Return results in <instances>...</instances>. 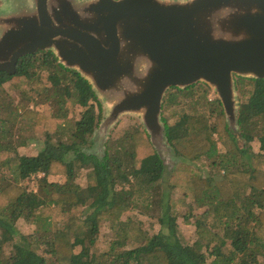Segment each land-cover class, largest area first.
Returning <instances> with one entry per match:
<instances>
[{
	"label": "trees",
	"instance_id": "16d2710c",
	"mask_svg": "<svg viewBox=\"0 0 264 264\" xmlns=\"http://www.w3.org/2000/svg\"><path fill=\"white\" fill-rule=\"evenodd\" d=\"M6 85L22 101L49 106L0 105V264H264V79L235 80L237 129L222 109L164 122L166 144L183 160L168 179L163 157L138 128L108 140L101 158L83 152L101 124L100 103L90 83L51 51L21 57L12 74L0 72V98ZM173 90L170 107L195 96L193 85ZM74 109L80 118L69 134L65 122ZM19 119L31 135L17 147L44 138L34 156H21L13 132L1 126ZM59 133L68 139L55 141ZM137 206L156 220L157 233L133 215L123 219ZM180 207L194 227L191 243L178 234ZM19 220L34 233H18ZM102 228L110 240L99 255L92 248Z\"/></svg>",
	"mask_w": 264,
	"mask_h": 264
},
{
	"label": "water",
	"instance_id": "95a60500",
	"mask_svg": "<svg viewBox=\"0 0 264 264\" xmlns=\"http://www.w3.org/2000/svg\"><path fill=\"white\" fill-rule=\"evenodd\" d=\"M1 50L8 74L21 57L51 51L110 105L106 128L141 114L154 143L165 93L203 82L235 129V80L264 79V0H30L20 31H0Z\"/></svg>",
	"mask_w": 264,
	"mask_h": 264
},
{
	"label": "rangeland",
	"instance_id": "374dc122",
	"mask_svg": "<svg viewBox=\"0 0 264 264\" xmlns=\"http://www.w3.org/2000/svg\"><path fill=\"white\" fill-rule=\"evenodd\" d=\"M30 5V0H0V31L4 30L6 28H17V32L20 31V27L22 26V21L26 17V11L27 8ZM96 34L100 33V27L94 29ZM19 37H22V35H19ZM5 57V63L7 69H11V62H9L8 54L4 50L0 51V58ZM209 90H206V89ZM5 94L1 95L0 98V105L2 104H8L11 106V109H17L18 105L22 103L23 106H28L30 109H35L36 111H44L49 105L48 104H37L34 105L33 103H27L26 99L22 101L20 94L10 90L9 85H6L4 90ZM195 91L194 98L187 99L184 101H179V104L177 106H169L168 105V97L175 92L173 88L169 89L164 97L160 112V119L159 123L162 127H164V122H166L167 125H172L179 123V118L182 115L195 112H201V113H208L207 109H222V105L216 95V93L213 91L212 88H210L207 84L203 82H198L193 85V92ZM205 91V99H202V93ZM7 94V95H6ZM238 91L235 89V99H236V114L238 110V105L240 103ZM101 107V113H102V121L105 120V118L108 116V112L110 110L109 106L106 102H104L102 99H98ZM219 102V103H218ZM219 105V106H218ZM20 111H22V108H18ZM53 109V108H52ZM54 110V109H53ZM225 115V114H224ZM3 116H6V113L3 111ZM80 118L79 112L77 109H74L73 112L69 113L65 126L68 129V133L70 134L74 128V123ZM214 115L211 118V121H213ZM226 124L228 125L227 118L225 116ZM4 126L5 129H11L13 132V137L11 138V144H13L17 149L18 153L21 156H34L36 155L37 151L39 150V147L41 146L44 138L39 137V134L37 133L38 141L33 142L34 144H30L27 147H17L18 144L21 143L24 136H30L31 134L27 131V126H25V122H22V120H18L17 123L12 122L11 120ZM229 127V125H228ZM138 128L140 131H144L148 134L149 133L144 125L143 118L141 114L136 113H124L121 114L116 121L113 122V124L106 128L104 124H100L99 127L95 130L94 134L91 136L89 140V146L84 148L83 152L86 154H92L96 157L101 158L105 152V145L107 144L108 140H117L121 137H123L126 133H133L134 129ZM231 128V127H229ZM232 129V128H231ZM237 129V128H236ZM20 131V132H19ZM68 134L62 135L59 133L56 137H54V140L57 141L59 139L66 140L68 139ZM150 137V136H149ZM156 142L153 143V145L157 148L159 154L164 159V163L166 165L164 177L166 179L169 178L170 173L173 169L177 167V165L181 164L183 160L179 159L178 157H175L173 155V152L171 148L166 144L165 137L163 135L159 134L156 136ZM114 142V141H113ZM252 148L254 151H257L258 149V143L254 142L252 143ZM219 149L222 148L219 146ZM196 167L198 168L200 166L199 163H195ZM208 171V168L204 169V173ZM59 182V181H58ZM81 184V182H79ZM178 191L175 192L174 197H180L181 194L178 195ZM173 197V198H174ZM179 216L176 219L177 223V229L178 234L183 243H191L194 239V227L191 224H187L185 222V218L183 216V213L185 212V208L180 207L178 208ZM201 212V211H200ZM199 212V213H200ZM142 208L141 206H137L134 210L130 211V213H127L124 215L123 219L127 217L128 214L133 215L137 220L143 223L144 229H148L149 233L152 235L154 233H157L160 229L158 223L155 219L150 218L148 214L143 215L141 214ZM154 213H150L152 215ZM155 214L158 215V213L155 212ZM192 222V220H190ZM15 228L18 233L22 235H30L33 234L36 227L32 224H28L25 221L19 220L15 224ZM109 240H110V234L109 232L102 228L99 238L97 242L94 244L92 251L99 255H104L109 247ZM0 245H2L1 239H0ZM9 247L3 248V255L6 257V255L9 253ZM79 250V248H76V252ZM0 259H4L3 256H1ZM259 264H262V259L259 258Z\"/></svg>",
	"mask_w": 264,
	"mask_h": 264
},
{
	"label": "clouds",
	"instance_id": "9594fccd",
	"mask_svg": "<svg viewBox=\"0 0 264 264\" xmlns=\"http://www.w3.org/2000/svg\"><path fill=\"white\" fill-rule=\"evenodd\" d=\"M231 11H235V9L234 8H232L231 9ZM228 19L227 18H224V19H219L217 22L220 24V22H222V21H227ZM221 26V25H220ZM225 31V30H224ZM131 78V77H130ZM135 83H137V86H138V82H136V81H134ZM114 87H116V90L117 91H123L124 89H123V85H120L119 84V81H117V85H115ZM126 95L128 94V93H125Z\"/></svg>",
	"mask_w": 264,
	"mask_h": 264
},
{
	"label": "built area",
	"instance_id": "2783aa9c",
	"mask_svg": "<svg viewBox=\"0 0 264 264\" xmlns=\"http://www.w3.org/2000/svg\"><path fill=\"white\" fill-rule=\"evenodd\" d=\"M263 212H264V207H263Z\"/></svg>",
	"mask_w": 264,
	"mask_h": 264
},
{
	"label": "crops",
	"instance_id": "0c3cea01",
	"mask_svg": "<svg viewBox=\"0 0 264 264\" xmlns=\"http://www.w3.org/2000/svg\"><path fill=\"white\" fill-rule=\"evenodd\" d=\"M260 262V261H259Z\"/></svg>",
	"mask_w": 264,
	"mask_h": 264
}]
</instances>
